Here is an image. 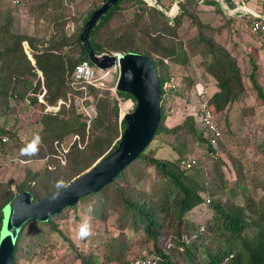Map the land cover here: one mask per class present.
Returning <instances> with one entry per match:
<instances>
[{"label": "trees", "instance_id": "16d2710c", "mask_svg": "<svg viewBox=\"0 0 264 264\" xmlns=\"http://www.w3.org/2000/svg\"><path fill=\"white\" fill-rule=\"evenodd\" d=\"M105 1L101 0L89 11L83 25L72 36L64 29L66 21L62 17L57 18L53 25V20L49 21L46 32L51 28L50 35L47 38L43 36L38 42L37 34L21 32L10 24L0 27V99L5 100L3 105L0 100V155L9 154L12 140L18 136L13 124L9 125V114L15 112V107L22 100H27L39 112L31 114L29 120L30 125L32 122L39 125L35 134L38 141L28 155H24L25 158L52 156L54 142L73 134H78L81 142V146L76 140L71 144L63 165L50 159V163H56L54 169L48 168L49 163H45L43 173H31L30 168L26 169L27 174L15 190L0 182V229L2 208L14 195L29 191L34 200L41 199L66 186L117 148L124 129L117 99L108 89L87 84L74 76L76 64L82 60L90 62L79 35L93 11ZM224 2L230 8L235 6L233 0ZM171 3L172 0L163 2L167 9ZM48 5L47 2L35 5L31 11L36 10L42 16ZM178 5V11L170 17L144 0H118L99 16L91 28L88 39L95 54L137 52L152 60L161 87L160 122L147 147L109 183L81 196L76 203L64 207L46 221H26L16 238L13 264H18V242L28 222L48 226L65 237L56 220L62 219L70 210L79 219L80 207L83 213H89L90 220H114L122 234L107 237L106 252L99 262L97 255L79 251L73 246L79 264H128L135 257L127 259L126 230L132 232L137 247L147 250L139 256H151L155 264H175L173 250L191 264H264V203L255 200L256 184H247L239 160L233 161L228 173L223 170L228 166L224 160V151L228 147L223 130L214 117L233 103H241L246 96L242 72L226 48L201 31L198 33L197 43L206 44L211 56L205 70L217 87L206 97L219 131L216 136L201 122L199 105L203 98L197 94V82L191 83L195 87V110L184 116L178 112L168 113L171 101L185 92V87L174 83L171 65L186 64L196 44L163 43L164 36H175L183 17H192L193 10L200 5L213 8L227 21L245 18L248 25L253 17L248 14L230 16L217 0H181ZM255 8L264 14L262 3H256ZM127 11L131 13L130 24H125L119 32H112L109 29L111 21L116 16L123 19ZM144 19L145 24L141 26ZM195 21L199 27L203 26L200 21ZM23 41L31 49V59L24 51ZM164 58L169 63H165ZM251 61L252 68L248 74L251 87L264 104V89L257 81V65ZM41 92H44L43 100L39 101ZM116 93L121 97H132L127 92ZM85 95L94 96L95 115L90 119L86 113L77 111L75 99ZM59 100L62 103L57 111L45 110L48 105L55 106ZM173 119L176 122L169 124ZM20 141L23 142L22 139ZM190 143L194 148H189ZM230 143L228 150H234L232 154L235 155L240 145L238 147L234 141ZM162 150H167L168 155H161ZM231 174L235 177L230 179ZM61 181L62 186L57 187ZM86 205H89L88 209H85ZM204 206L209 207L211 214L207 215L203 226L196 224V220L191 222L187 219V213ZM115 213L118 215L113 218ZM42 236L38 229L32 233V238L39 240L36 252L43 254L46 245Z\"/></svg>", "mask_w": 264, "mask_h": 264}, {"label": "rangeland", "instance_id": "374dc122", "mask_svg": "<svg viewBox=\"0 0 264 264\" xmlns=\"http://www.w3.org/2000/svg\"><path fill=\"white\" fill-rule=\"evenodd\" d=\"M49 1V2H48ZM101 0H0V27L5 24H10L13 29L30 34H37L36 39L47 38L50 35L51 28L46 32L49 21L56 23L57 18L62 17L66 21L64 29L69 34L74 35L77 30L83 25V20L87 17L90 10L100 4ZM47 6L48 10L42 16L38 15L35 10L32 12V7L37 5ZM263 1L251 0L248 2L250 7L255 8V4ZM264 9V8H263ZM257 11V8H255ZM125 16L121 19L116 16L109 24V29L116 33L122 30L124 25L130 24L132 21L129 11L124 13ZM147 18V16L145 17ZM198 20L203 25L199 27L196 24ZM56 21V22H55ZM144 21L140 22L144 26ZM106 31V30H104ZM202 32L205 36L213 39L217 44L226 48L229 53L236 59L237 65L242 72V81L244 83L246 96L241 103H233L229 108L221 113L215 114V119L221 126L224 138L227 142V147L233 142L240 145V150L232 154L234 150L224 151V160L228 163L223 170L228 173L229 167L233 166V161L239 160L244 169L247 184H256L254 191L255 200L264 203V104L257 98L252 90L249 73L252 68V61L257 65V81L264 89V33L254 34L249 29V24L245 22V18H238L231 21L218 13L213 8L203 5L197 6L193 10V16H185L182 19L181 25L176 29L175 36H164V44L183 43L184 46L196 44L193 54L190 55L188 61L184 65H171L173 67L174 83L185 87L184 93L179 95L175 100L171 101L168 106V113L178 112L181 116L189 113L196 108V99L194 96L195 87L191 83L197 82L196 91L199 86H204L203 98L209 97L217 87L215 81L210 74L205 70L206 64L211 56L206 44L197 43L198 33ZM140 35L137 36L139 39ZM141 37H143L141 35ZM24 51L30 56L31 49L28 44L23 41ZM40 44V43H38ZM41 47L40 45H38ZM112 53H121L114 51ZM165 63L169 61L164 58ZM91 68L97 75L101 74V78L96 81L97 86L102 89H108L111 96L118 101L119 117L131 112L135 107L136 101L132 97H121L116 93L115 85L119 75V69H109L105 72H100L98 67L92 62ZM41 92L38 96L39 101H42ZM2 105L5 100L0 99ZM77 111L87 114L89 109L90 117L95 115L94 96L85 95L82 98H76ZM62 103V102H61ZM60 103V104H61ZM58 102L55 106H47L45 110L57 111L60 105ZM15 112L9 114V125L13 124V129L17 130L18 136L12 140L10 152L7 155H0V182L5 186L15 190L18 183L24 179L26 169H31L30 172L43 173L45 163H49L48 168L54 169L56 163H65V153L76 140L80 139L78 134L70 135L63 140L54 142V154L44 158H25L28 151L32 149L34 143H37L35 134L39 130V125L29 120L32 115H36L38 110L34 106H30L27 100H22L16 107ZM35 116H32L34 118ZM214 117L212 119L214 120ZM36 119V118H35ZM15 120V121H14ZM33 121V120H32ZM176 120H170L169 124L175 123ZM214 122V121H213ZM226 125V126H225ZM22 139L23 142L20 140ZM87 139V138H86ZM27 144V146H24ZM81 142H78L80 145ZM35 145V144H34ZM234 147V146H233ZM189 148H194L193 144H189ZM28 149V150H27ZM161 155L167 156V150H162ZM50 159L56 160V163H50ZM226 173V174H227ZM235 177L231 174L228 178ZM26 178V177H25ZM32 185V182L30 183ZM260 186V187H259ZM89 208L86 205L85 209ZM192 213V214H191ZM187 213L189 221H195L200 227L205 224L207 215L211 214L209 207L204 206L194 212ZM194 213V214H193ZM79 219L76 218V213L70 210L62 219H57L61 233L53 231L48 226L28 222L25 227L16 252V260L18 264H79L75 259V251L72 248L75 246L79 251L95 254L98 256V262L105 255V241L107 237L122 234L117 228L114 220L101 221L90 220L89 213H83L81 207L77 213ZM118 213L112 215L115 218ZM93 219V218H92ZM87 224L90 227V235L85 238H80L79 232L82 225ZM40 230L43 234L46 250L42 253H37V243L39 240L32 238L34 230ZM126 255L127 259L147 253L145 248L137 247L133 234L130 230H126ZM68 239V240H65ZM72 243V244H71ZM147 245V244H146ZM149 246V245H148ZM173 253V261L175 264H191L188 260L183 259L175 250ZM197 256V254H196ZM202 259L200 255H198ZM196 261V260H195Z\"/></svg>", "mask_w": 264, "mask_h": 264}, {"label": "water", "instance_id": "95a60500", "mask_svg": "<svg viewBox=\"0 0 264 264\" xmlns=\"http://www.w3.org/2000/svg\"><path fill=\"white\" fill-rule=\"evenodd\" d=\"M117 1L106 0L95 9L79 35L90 62L103 70L117 65L119 75L116 91L130 93L136 101L133 110L122 117L124 129L117 148L66 186L41 199L34 200L29 191L14 195L2 208L0 264H13L16 238L26 221H46L64 207L76 203L81 196L95 192L109 183L147 147L159 125L161 87L152 60L137 52L105 53L98 56L90 46L88 34L91 28L99 16Z\"/></svg>", "mask_w": 264, "mask_h": 264}, {"label": "built area", "instance_id": "2783aa9c", "mask_svg": "<svg viewBox=\"0 0 264 264\" xmlns=\"http://www.w3.org/2000/svg\"><path fill=\"white\" fill-rule=\"evenodd\" d=\"M148 5L154 6L157 9L163 11L167 16H173L179 8L178 2L181 0H172V3L170 7L167 9L165 8L163 2L166 0H144ZM202 1V0H200ZM221 3V7L224 10V12L230 16H234L236 14H248L253 17V19L249 23V29L252 33H264V14L259 13L255 10V8L250 7L248 5L247 0H233L235 6L230 8L228 7L227 3L224 2V0H217ZM260 1V0H259ZM264 2V0H261ZM256 5V4H255ZM106 52L97 54L98 56H102V54H105ZM118 54V53H116ZM118 66H113L109 69H117ZM100 72L108 71L109 69H100L98 68ZM74 76L77 80H83L87 84H91L93 86H97L96 81H98L101 78V74L97 75L94 73L93 69L91 68L90 62L88 60H82L78 64L75 65L74 69ZM171 86H173V83H171ZM204 92V86H199L197 88V94L202 96ZM203 98V97H202ZM62 100H59L58 103L60 104ZM87 109V114L90 117V113ZM199 111H200V119L203 125L209 127L212 131H214L215 135H219V131L215 123L213 122V114L211 110L209 109L207 105V99L203 98L199 105ZM212 142L214 143L215 140L213 139ZM189 166V164H186ZM208 201V200H207ZM128 264H155L153 258L151 256L149 257H135L132 259Z\"/></svg>", "mask_w": 264, "mask_h": 264}, {"label": "clouds", "instance_id": "9594fccd", "mask_svg": "<svg viewBox=\"0 0 264 264\" xmlns=\"http://www.w3.org/2000/svg\"><path fill=\"white\" fill-rule=\"evenodd\" d=\"M62 184H63L62 181L59 182V183L57 184V187L62 186ZM88 235H90V227H89V225H88L87 222H86L84 225L81 226V228H80V232H79V236H80V238H85V237H87Z\"/></svg>", "mask_w": 264, "mask_h": 264}]
</instances>
